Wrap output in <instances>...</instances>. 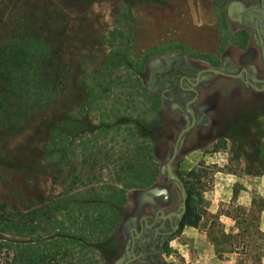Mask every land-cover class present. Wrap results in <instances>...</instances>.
Wrapping results in <instances>:
<instances>
[{
  "label": "rangeland",
  "instance_id": "1",
  "mask_svg": "<svg viewBox=\"0 0 264 264\" xmlns=\"http://www.w3.org/2000/svg\"><path fill=\"white\" fill-rule=\"evenodd\" d=\"M250 2L259 4L0 0V44L18 33L43 38L57 53L55 81L62 90L49 107L12 121L10 129L0 126V215L19 221L16 209L49 207L50 220L62 222L59 228L41 222L49 235L39 228L0 232V264H114L112 250L129 240V228L148 205L180 206V191L162 171L180 122L148 80L155 69L171 66V53L213 67L224 57L237 66L252 58L264 74L254 28L234 16ZM258 26L264 29V18ZM199 91L198 106L210 124L185 135L172 162L194 187L199 221L168 236L161 254L144 264H264V88L255 92L242 80L213 75ZM152 123L159 172L148 184L129 187L126 175L137 160H129L134 168L127 174L122 155L142 141L153 146L144 135ZM153 186L168 189L166 202L144 199ZM107 195L114 206L106 213L99 206L97 214L57 208L58 199ZM59 246L60 254L33 261L34 249Z\"/></svg>",
  "mask_w": 264,
  "mask_h": 264
},
{
  "label": "flooded vegetation",
  "instance_id": "2",
  "mask_svg": "<svg viewBox=\"0 0 264 264\" xmlns=\"http://www.w3.org/2000/svg\"><path fill=\"white\" fill-rule=\"evenodd\" d=\"M234 13L239 23L249 24L248 26L254 28V39L259 45L262 70L264 71V35L261 34V30L264 32V29L258 26V21L264 18V0H259V4L250 2L247 8L239 9ZM255 24L259 29L260 39L256 34ZM170 55L173 59L171 66L169 68L160 67L155 69L151 72L148 81L155 79L152 82L153 86H157L156 84L160 82L159 86L161 88L155 87L153 90L159 96L163 105L168 107L169 112L175 115V120H179L180 127L178 133L182 128L190 124L192 117H194V126L183 137L196 128L200 127L202 129L210 124L205 108L198 106L200 102L199 88L208 82L213 75H218L224 79L242 80L244 86L255 92L260 91L256 87L260 88L264 84V74L261 73L252 58L249 62L237 66L229 57H224L220 60L219 65L213 67L197 64L184 54L171 53ZM207 68L219 69L221 73L215 74L211 71H204ZM242 69H246V71ZM238 73H240L238 77L232 76ZM197 78L199 81L197 84H194ZM154 198L157 197L146 201L151 203ZM167 200L168 197L166 200L162 198L163 202ZM180 211L181 204L179 207L171 209H166L162 205H148L147 210L140 213L136 223L129 228V240H126L125 243L123 242L112 250L111 253L115 255L114 264H117V260H120L118 264H144L147 261L152 262L155 257L161 254L167 237L181 227L180 220L185 211L179 215H166L171 212L179 213ZM162 215L166 217L163 218Z\"/></svg>",
  "mask_w": 264,
  "mask_h": 264
},
{
  "label": "trees",
  "instance_id": "3",
  "mask_svg": "<svg viewBox=\"0 0 264 264\" xmlns=\"http://www.w3.org/2000/svg\"><path fill=\"white\" fill-rule=\"evenodd\" d=\"M261 34L264 35L262 30ZM57 65V53L50 50L47 42L38 35L18 33L0 44V126L10 129L13 125L12 121L17 122L23 117L30 116L38 108L49 107L51 102L59 97L62 90L55 81ZM154 80L150 79L148 86L161 88L160 82L156 84L157 86L152 85ZM157 128V124H151L144 129V135L151 137L154 140L153 143L157 137ZM155 168L150 166V168L145 167V170L149 173V171H155ZM149 179L146 175L140 179V183L136 184L130 180L128 184L131 185L128 186H142L148 184ZM182 181L186 193V210L181 216L180 226L195 227L198 224L199 215L191 204L194 187L185 180L182 179ZM0 208L4 211L2 207ZM16 212L20 215L19 221H16L11 213L0 215V232L19 235L35 234L41 222L44 221L53 222L52 227H62L61 220H57L55 216H51L52 221L50 220L49 207L24 213L16 209ZM39 229L44 232V235L51 233L50 230L46 232L43 228ZM34 238L40 241L42 236L36 234ZM5 241L7 242L4 244L8 246L16 243ZM53 252L56 255L60 254V246L53 248V251L48 247L40 251L34 249L32 259L42 263L48 257H52Z\"/></svg>",
  "mask_w": 264,
  "mask_h": 264
},
{
  "label": "crops",
  "instance_id": "4",
  "mask_svg": "<svg viewBox=\"0 0 264 264\" xmlns=\"http://www.w3.org/2000/svg\"><path fill=\"white\" fill-rule=\"evenodd\" d=\"M155 124V123H152ZM151 141V140H150ZM145 142H141L138 148L135 150L131 151H126V154L122 155V157L125 158V163L124 166H126V172L128 174V171L130 168H134L133 166L131 167V164L129 160H137V165L136 167L132 170V181L134 182H139L142 177H145L146 175L149 176V181L154 180V176L156 175V171H158L157 167V154H158V149H156L154 143L152 144V147H147L144 145ZM161 146L162 144H158V146ZM124 153V152H123ZM135 165V164H134ZM150 166H155V171H149V173L146 172L145 167ZM129 167V169H128ZM127 181L129 182V175H126ZM154 187V186H153ZM151 188V187H150ZM149 189V188H148ZM65 198V199H58L57 205H58V210L59 213L61 214H92L95 211L93 209H97V207H101L105 209V213L107 212L108 207L113 208L114 204L110 200L109 196H104V197H94V196H89V197H82V198ZM98 212V211H97ZM95 212V214H97Z\"/></svg>",
  "mask_w": 264,
  "mask_h": 264
},
{
  "label": "water",
  "instance_id": "5",
  "mask_svg": "<svg viewBox=\"0 0 264 264\" xmlns=\"http://www.w3.org/2000/svg\"><path fill=\"white\" fill-rule=\"evenodd\" d=\"M229 15H231V12H229ZM255 30H256V34L258 36V38L260 39V34H259V29L257 27V25L255 24ZM243 71H246V69H242ZM204 71H211L215 74H220L221 71L219 69H215V68H207L205 69ZM240 75V73L236 74V75H232L233 77H238ZM199 81V79L197 78L196 79V82L194 84H197ZM258 90H262L264 88V84L259 88V87H256ZM194 126V117H192V120L190 122V124H188L187 126H185L184 128H182L176 139H175V142H174V145H173V149H172V154L171 156L168 158L166 164L164 167H162V171H164V173L166 174V176L173 181L174 185L176 186V188L180 191V197H181V211L179 213H175V212H171V213H168L166 216H169L171 214H181L185 211V208H186V193H185V187H184V184H183V181L182 179L174 172V169H173V165H172V162L173 160L176 158L178 152H179V147H180V143L182 141V137L183 135L189 131L192 127ZM146 195L144 196V199L149 201L151 200L153 197H162L163 200H166L167 197H168V191L166 188L164 187H159V186H154V187H151L149 189L146 190ZM166 216H163L162 217H166ZM120 260H117L116 263L118 264Z\"/></svg>",
  "mask_w": 264,
  "mask_h": 264
}]
</instances>
